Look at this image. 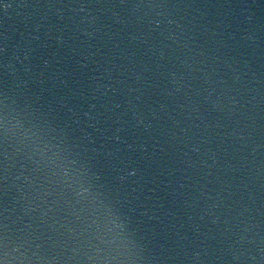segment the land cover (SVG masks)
Here are the masks:
<instances>
[{"label":"water","instance_id":"water-1","mask_svg":"<svg viewBox=\"0 0 264 264\" xmlns=\"http://www.w3.org/2000/svg\"><path fill=\"white\" fill-rule=\"evenodd\" d=\"M2 259L264 264V0H2Z\"/></svg>","mask_w":264,"mask_h":264},{"label":"clouds","instance_id":"clouds-1","mask_svg":"<svg viewBox=\"0 0 264 264\" xmlns=\"http://www.w3.org/2000/svg\"><path fill=\"white\" fill-rule=\"evenodd\" d=\"M84 190L86 191L87 189H84ZM6 255H7V253H5V256ZM0 264H8V262L6 259H2V260H0Z\"/></svg>","mask_w":264,"mask_h":264},{"label":"snow or ice","instance_id":"snow-or-ice-1","mask_svg":"<svg viewBox=\"0 0 264 264\" xmlns=\"http://www.w3.org/2000/svg\"><path fill=\"white\" fill-rule=\"evenodd\" d=\"M0 2H2V0H0Z\"/></svg>","mask_w":264,"mask_h":264}]
</instances>
